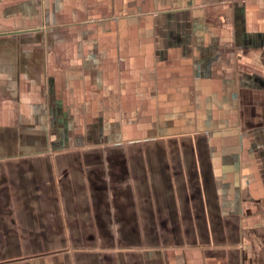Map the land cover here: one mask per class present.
Segmentation results:
<instances>
[{"label":"crops","instance_id":"obj_1","mask_svg":"<svg viewBox=\"0 0 264 264\" xmlns=\"http://www.w3.org/2000/svg\"><path fill=\"white\" fill-rule=\"evenodd\" d=\"M0 264H264V0H0Z\"/></svg>","mask_w":264,"mask_h":264}]
</instances>
